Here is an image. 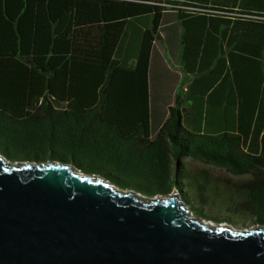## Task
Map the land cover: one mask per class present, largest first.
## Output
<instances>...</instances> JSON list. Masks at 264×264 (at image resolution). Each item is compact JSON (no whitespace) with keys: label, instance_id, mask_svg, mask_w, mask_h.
I'll use <instances>...</instances> for the list:
<instances>
[{"label":"trees","instance_id":"obj_1","mask_svg":"<svg viewBox=\"0 0 264 264\" xmlns=\"http://www.w3.org/2000/svg\"><path fill=\"white\" fill-rule=\"evenodd\" d=\"M174 10L187 12L175 17L192 125L180 90L166 100L151 79ZM0 155L70 164L148 198L181 191L190 157L253 174L228 201L263 224L264 0H0Z\"/></svg>","mask_w":264,"mask_h":264},{"label":"water","instance_id":"obj_2","mask_svg":"<svg viewBox=\"0 0 264 264\" xmlns=\"http://www.w3.org/2000/svg\"><path fill=\"white\" fill-rule=\"evenodd\" d=\"M0 264H264V227L192 216L60 162L0 156Z\"/></svg>","mask_w":264,"mask_h":264},{"label":"rangeland","instance_id":"obj_3","mask_svg":"<svg viewBox=\"0 0 264 264\" xmlns=\"http://www.w3.org/2000/svg\"><path fill=\"white\" fill-rule=\"evenodd\" d=\"M168 62L171 63L169 68L174 70L172 68L173 59H169ZM175 69L174 71L180 77L178 89L183 96L186 92L184 89L187 90L190 76L183 74L179 62ZM151 79L155 81L153 73L151 74ZM181 99L183 108H185L183 113L185 124L192 125L193 113L191 106H189L191 102L184 101L186 100L185 95ZM188 99L191 100L189 96ZM182 165V173H180L183 181L182 190H174L172 193L175 192L177 194L178 200L184 204L192 216L203 219L213 225L223 224L235 230H252L257 227H264V223L255 224L253 222L254 217H252L250 210L247 209L249 207L238 206L228 201L229 198L233 197L242 200V190L255 179L253 174L235 175L223 167L206 164L190 157L183 159ZM172 193L166 196H170ZM193 207L203 210L209 216H205L204 212V214L198 213ZM262 222H264V219Z\"/></svg>","mask_w":264,"mask_h":264},{"label":"crops","instance_id":"obj_4","mask_svg":"<svg viewBox=\"0 0 264 264\" xmlns=\"http://www.w3.org/2000/svg\"><path fill=\"white\" fill-rule=\"evenodd\" d=\"M178 11L187 13L183 10L167 11L165 13V21L158 26V40L151 48V66L153 67V74L155 75L154 89L161 94H165L163 95V98L170 101L172 100V93L178 89V84L180 83V77L174 70H176L175 67L178 65V60L184 52L182 31L175 17L176 12ZM230 15L231 16L229 17L232 18H229V20H240L239 15ZM214 46L209 45V42L205 39H201L199 51L203 52L206 50L207 52L212 53L214 52V49H216ZM191 48L192 51H196L197 49L195 44H192ZM223 48L225 49V46ZM186 49L189 50V47ZM169 59H173L172 65L175 67L172 66V68L174 70L169 68V65H171V63L168 62ZM184 91L186 90L184 89ZM161 94L159 95L162 98Z\"/></svg>","mask_w":264,"mask_h":264},{"label":"bare ground","instance_id":"obj_5","mask_svg":"<svg viewBox=\"0 0 264 264\" xmlns=\"http://www.w3.org/2000/svg\"><path fill=\"white\" fill-rule=\"evenodd\" d=\"M213 225V224H212ZM215 226H218V225H215Z\"/></svg>","mask_w":264,"mask_h":264}]
</instances>
